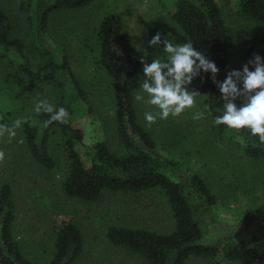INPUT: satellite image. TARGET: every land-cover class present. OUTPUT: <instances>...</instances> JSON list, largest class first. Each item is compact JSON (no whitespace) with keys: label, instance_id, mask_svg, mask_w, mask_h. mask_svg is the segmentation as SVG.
Here are the masks:
<instances>
[{"label":"trees","instance_id":"16d2710c","mask_svg":"<svg viewBox=\"0 0 264 264\" xmlns=\"http://www.w3.org/2000/svg\"><path fill=\"white\" fill-rule=\"evenodd\" d=\"M97 0H30L21 7L28 11L31 45L43 60L34 66L26 55L23 38L0 7V62L23 74L30 81L54 85L59 93L56 108L64 107L69 118L65 123L53 122L35 113L34 124H24L25 148L30 157L47 170L55 168L50 154L52 137L61 140L60 148L68 163L62 191L69 197L94 202L103 192L159 191L166 199L172 228L166 233L144 228L111 226L106 231L108 242L141 257L146 264H186L190 259H215L238 264L264 263V208L245 215L243 228L235 236L221 231L214 211L217 197L197 173L180 159L163 153L150 133L140 123L133 99L135 82L143 69V57L128 41L121 16L109 12L94 28L96 67L109 78L114 96L116 135L120 150L113 152L103 142L84 145L83 133L73 126L74 106L85 105L90 113L88 97L70 65L67 55L57 52L51 42L49 21L57 12L89 8ZM239 15L253 28L254 36L247 56L264 59V0H239ZM171 20L187 41H191L219 69L216 80L223 82L230 72L227 64L229 35L224 16L216 0H173ZM86 45V38L80 40ZM92 52V49L88 47ZM253 53V54H252ZM15 55L20 58L12 57ZM165 54L161 59H165ZM65 80L63 83L60 80ZM200 95L202 105L217 134L236 141L243 154L264 164V145L250 131L215 125L223 112L222 94L212 74L201 71L188 86ZM237 107L242 103L235 101ZM220 109V111H217ZM81 147L80 151L78 148ZM16 207L11 186H0V264H39L27 259L13 233ZM235 234V233H234ZM212 235L211 237H209ZM82 252V237L72 222L60 224L55 232L53 253L44 264H74Z\"/></svg>","mask_w":264,"mask_h":264},{"label":"rangeland","instance_id":"374dc122","mask_svg":"<svg viewBox=\"0 0 264 264\" xmlns=\"http://www.w3.org/2000/svg\"><path fill=\"white\" fill-rule=\"evenodd\" d=\"M28 1L0 0V7L7 13L14 30L23 38L26 55L36 66L43 60L31 45L30 15L21 7L22 3ZM216 2L229 35V71H242L243 66L253 59L247 56V48L254 30L239 15V0ZM172 11L173 0H147V4L145 0H97L89 8L57 12L51 16V42L58 49L57 52L69 58L91 107L90 113L85 105L76 104L73 108V126L82 131L84 145L103 142L113 152L120 150L109 78L96 67L92 58L96 54L92 31L97 23L109 12L118 13L129 43L151 64L155 57L161 58L163 55L162 48L149 46L157 33H160L162 40L169 38L173 43H187L170 18ZM82 38H86L87 48L80 44ZM12 57L21 61L15 55ZM249 70L254 71V66L249 64ZM143 78L142 69L135 82L133 99L140 91ZM60 80L65 83L62 77ZM238 87L242 89V83ZM144 95L146 101L147 95ZM58 99L59 93L54 85L30 81L0 62V123L11 126L16 119L26 121L17 129V136L11 142L7 136L0 138V150L6 154L5 162L0 164V186L5 183L11 186L16 207L13 233L24 256L39 264L46 263L53 253L57 227L72 222L82 237V252L74 264H146L141 257L125 248L112 246L106 238V231L111 226L144 228L161 233L170 231V212L165 197L159 191H105L94 202L69 198L61 186L68 163L60 148V138L54 136L50 142V154L56 165L53 170L43 168L27 153L24 124H34L35 106L39 101L48 100L56 107ZM238 99L244 103L243 97ZM134 104L140 123L163 153L186 163L191 171L202 177L217 197L214 211L220 227L218 237L222 236L221 231L235 236L243 228L244 217L249 215L250 210L264 208V164L247 158L236 141L216 133L200 98H196L195 106L180 117L170 116L166 120L157 118L150 126L145 121V113H154L157 109L135 99ZM197 111H204V117L194 120L192 117ZM78 149L82 151L81 147ZM186 264L238 263L215 258L190 259Z\"/></svg>","mask_w":264,"mask_h":264},{"label":"clouds","instance_id":"9594fccd","mask_svg":"<svg viewBox=\"0 0 264 264\" xmlns=\"http://www.w3.org/2000/svg\"><path fill=\"white\" fill-rule=\"evenodd\" d=\"M149 46L162 48L166 57L165 59L155 57L151 64H148L143 57L140 60L144 78L140 82V91H137L134 99L146 102L157 109L154 113H145L144 118L149 126L154 124L157 118L162 120L170 116L178 118L185 114L186 110L192 109L197 95L200 94L189 90L188 86L201 71L210 72L223 100V112L215 117L214 124L225 125L237 132L248 130L253 138H258L260 145H264V59L255 55L243 66L242 71H230L221 83L216 80L219 69L215 63L197 51L191 41L173 43L169 38L162 40L160 33H157L149 42ZM249 64L254 66V71L249 70ZM241 83L242 89L238 87ZM144 94L147 95L146 101ZM241 97L244 98V103L237 107L235 101ZM35 111L48 115L49 118L43 122L45 128L53 122L65 123L69 118V113L64 107L56 108L48 100L39 101ZM203 117L204 111H197L192 118L199 120ZM25 122L16 119L11 126L0 123V138L7 136L11 142L17 136V129ZM18 142L22 143V141ZM5 159V152L0 150V164L4 163Z\"/></svg>","mask_w":264,"mask_h":264}]
</instances>
